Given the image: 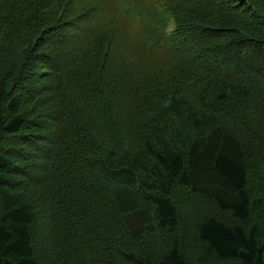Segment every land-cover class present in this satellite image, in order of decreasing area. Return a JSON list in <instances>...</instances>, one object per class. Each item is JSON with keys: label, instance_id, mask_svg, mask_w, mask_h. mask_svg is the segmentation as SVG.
<instances>
[{"label": "trees", "instance_id": "trees-1", "mask_svg": "<svg viewBox=\"0 0 264 264\" xmlns=\"http://www.w3.org/2000/svg\"><path fill=\"white\" fill-rule=\"evenodd\" d=\"M215 2L0 0V264H202L177 241L157 254L156 240L185 226L176 189L198 211L193 196L211 195L198 192L203 169L233 199L212 195L219 214L191 216L199 245L217 264H264V0ZM116 63L134 72L124 90ZM240 107L250 127L216 132L214 115ZM167 121L164 140L156 125ZM60 174L96 214L88 187H121L130 218L116 210L63 234L48 216Z\"/></svg>", "mask_w": 264, "mask_h": 264}, {"label": "rangeland", "instance_id": "rangeland-1", "mask_svg": "<svg viewBox=\"0 0 264 264\" xmlns=\"http://www.w3.org/2000/svg\"><path fill=\"white\" fill-rule=\"evenodd\" d=\"M215 2V0H214ZM226 2V0H224ZM247 5L244 9L239 6L241 11H250L251 7L249 2H246ZM223 4V2H222ZM227 5V4H226ZM215 6H218L217 2H215ZM208 7V6H205ZM254 9H252L253 11ZM254 13V12H253ZM256 14V13H255ZM256 17H259L256 14ZM119 67V72L115 74L114 80L116 82H120L122 85V89L124 90L134 78V72L132 69L127 65H121L116 63V67ZM43 66H41L42 68ZM68 72V70H67ZM173 73H178L177 71H171L170 75ZM183 78L187 77V72L184 71L183 74H180ZM103 97L106 96L107 88L105 86L99 85ZM87 94L90 96H96L94 92V88H89L86 90ZM163 92V91H161ZM69 94L68 91L63 92V97ZM123 110H126V106L124 105ZM122 118H125L124 116ZM152 122H156L155 119H151ZM214 122V129L216 132L223 131L225 127L230 124L234 123L240 126H244L249 128L251 125V116L249 109L247 108H236L234 110L223 112V113H216L213 117ZM170 127V122L168 121L162 125L157 124L156 127L158 128L157 132L162 135L164 140L168 139V131L166 127ZM112 130V128H111ZM71 129H69L70 135ZM52 140V139H51ZM195 138H189L188 141H196ZM55 141V140H54ZM53 141V142H54ZM189 148V147H188ZM181 149V148H180ZM179 150V149H178ZM182 152L188 156L189 152L185 149ZM231 156L235 157V160L238 161V157L236 156L235 152L229 150ZM194 157L204 156L207 161L210 159V155L207 156V153H203L202 155L192 154ZM86 163L91 165H97L96 163V155L91 151L87 150L86 154ZM244 165L245 162H242ZM61 165L59 164V169ZM194 178L198 179V183H200V187L198 192L201 194H205L207 191L211 193L208 197H196L195 200L197 201V206H200L199 211L194 208V203L189 198L188 194L191 195V192L182 189H176L173 193V196L176 200H181L183 202V207L181 208V216L186 219L185 226L181 224L178 227H174L173 229L161 231L158 238V253L164 251L165 248L169 246L171 241H177L182 246V254L186 255V257L190 261L197 262V259L200 255L202 264H217L216 260L212 257L211 252L205 246H200L197 241V221L194 220L191 216L196 218H203L207 213L214 211L216 214L219 212L215 209L216 205L214 204V195H219L221 198H228L233 199V196L218 185H216L215 180L213 179L211 173L208 170H199L194 174ZM50 189L48 188V193L52 195L51 197V206L52 209L55 208V211H51L48 213L50 221H53L56 226H58L61 232L68 236L73 235H84L88 229H95L100 225H103L107 220L108 216L111 215L113 211L119 213L121 218H125V220L130 218V214L122 215L120 210H122V204L126 201V193L123 191L121 187L112 184H103L97 186H89L86 198L87 203L89 204L91 201H96L102 209L100 214H96L89 206L81 205L79 202L78 197L81 195L82 191L78 184L68 178L65 175H58L56 176V180L53 184L50 185ZM206 190V191H205ZM213 195V196H212ZM172 196V197H173ZM197 213V214H196ZM223 218H228V215H219ZM253 219L250 221L252 223ZM50 223V222H49ZM45 236H50L49 234L45 233ZM51 237V236H50ZM46 240H50L46 238ZM184 252V253H183ZM84 254L91 256V250L85 249L83 250ZM94 254V253H93ZM87 263L85 259L80 260V263ZM92 260L89 262L91 263Z\"/></svg>", "mask_w": 264, "mask_h": 264}]
</instances>
